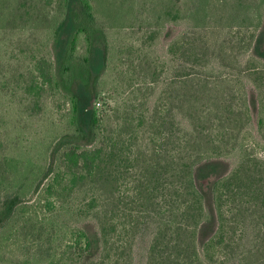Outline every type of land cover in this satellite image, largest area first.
<instances>
[{
    "label": "trees",
    "instance_id": "trees-1",
    "mask_svg": "<svg viewBox=\"0 0 264 264\" xmlns=\"http://www.w3.org/2000/svg\"><path fill=\"white\" fill-rule=\"evenodd\" d=\"M50 1L60 2L63 14L46 43L35 41L40 44L22 53L28 66L14 83L28 91L36 88V94L55 95L80 74L77 88L66 98L75 131L87 143L57 150L33 192L54 196L61 207L73 209L79 217L93 216L92 224L77 229L78 240L88 257L107 259L106 264H127L122 257L130 246L128 238L150 220H156L157 227L146 264H230L231 254L239 248L236 236L246 230L240 218H251L259 202L264 205V167L257 168L248 160L230 167L226 157L231 140L236 139V124L250 118V100L245 98L237 109L235 102L229 103L233 95H227L220 105L226 115L211 116L219 109L200 105L212 92L218 93L217 87L194 72L179 73L169 79L148 117L123 110L116 127L105 131L108 122L97 115L92 102L96 79L115 56L106 45L93 56L92 36L99 28L95 6L92 0ZM18 8L0 7V26L14 24L24 5ZM22 20L27 24V19ZM255 38V49L262 48L264 32ZM82 39L85 50L80 53ZM50 41L54 56L46 53ZM208 46L207 41L198 43L186 36L170 50L182 59L195 49L197 61L208 55ZM153 72L157 73V67ZM247 72L252 76L256 69L247 68ZM92 76L95 86L91 88ZM10 81L6 78L5 84ZM168 99L177 103L169 106ZM253 104L262 105L257 97ZM174 107L187 112V127L171 114ZM114 112L120 113L121 107ZM26 190L19 187L2 198L0 231L22 220ZM255 254V249L243 250L233 264H264L252 259Z\"/></svg>",
    "mask_w": 264,
    "mask_h": 264
},
{
    "label": "rangeland",
    "instance_id": "rangeland-1",
    "mask_svg": "<svg viewBox=\"0 0 264 264\" xmlns=\"http://www.w3.org/2000/svg\"><path fill=\"white\" fill-rule=\"evenodd\" d=\"M92 2L99 21L91 41L93 56L105 45L115 56L96 79V86L94 76L88 81L96 92L92 108L108 122L105 131L116 127L123 110L148 117L171 77L194 72L217 87L218 93L212 92L200 105L202 109H219L211 116L226 115L220 105L227 95H233L229 103L235 102L237 109L245 98L250 100V118L236 124V139L231 140L226 157L230 167L247 160L257 168L264 167V43L255 49V37L264 32V0ZM20 5H24L23 14L17 15L15 23L0 26V202L19 187L28 189L22 220L13 222L10 230L0 231V264H106L107 259L88 257L78 240L77 229L92 224L93 216L79 217L73 209L61 207L54 196L33 192L57 150L87 143V139L75 131L66 98L77 88L80 74L55 95L16 87L14 80L28 66L22 53L31 50L35 41L46 43L56 19L63 14L58 1L0 0V7L6 11H19ZM22 19H27V24ZM186 36L198 43L208 42V55L203 60H195L196 50L192 48L182 59L171 52L172 44ZM51 42L46 53L54 56ZM78 49L84 52L83 39ZM197 50L201 52V47ZM155 67L157 73L153 72ZM247 68L256 69V73L249 75ZM6 78L11 79L8 84ZM256 97L261 106L253 104ZM175 103L177 100L166 101L169 106ZM117 106L121 112L115 114ZM171 114L187 127L185 110L174 107ZM214 131L217 133V128ZM262 207L259 202L251 218H240L245 220L246 230L236 236L239 248L231 254L230 264L239 259V252L249 248L256 250L252 257L256 263L264 262ZM156 227V220L142 222L135 236L128 238L130 246L122 260L146 264Z\"/></svg>",
    "mask_w": 264,
    "mask_h": 264
}]
</instances>
